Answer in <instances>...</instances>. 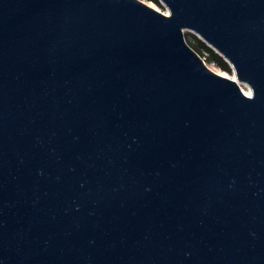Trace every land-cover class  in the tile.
I'll list each match as a JSON object with an SVG mask.
<instances>
[{
	"label": "water",
	"instance_id": "1",
	"mask_svg": "<svg viewBox=\"0 0 264 264\" xmlns=\"http://www.w3.org/2000/svg\"><path fill=\"white\" fill-rule=\"evenodd\" d=\"M162 1L0 0V264H264V0Z\"/></svg>",
	"mask_w": 264,
	"mask_h": 264
},
{
	"label": "rangeland",
	"instance_id": "2",
	"mask_svg": "<svg viewBox=\"0 0 264 264\" xmlns=\"http://www.w3.org/2000/svg\"><path fill=\"white\" fill-rule=\"evenodd\" d=\"M147 3L151 4V5H155L156 8H158L161 11H167L169 12V8L168 6L162 1V0H144ZM167 13V12H166ZM185 37L187 41L193 40V41H198V37L201 38L198 33L192 29L186 28L185 29ZM202 39V38H201ZM203 40V39H202ZM189 43V42H188ZM207 43V42H206ZM208 44V43H207ZM209 45V44H208ZM210 46V45H209ZM213 48V47H212ZM214 49V48H213ZM216 51V49H214ZM219 53V52H218ZM220 54V53H219ZM202 55V54H201ZM202 57L205 59L206 63L215 71L224 74V75H228V76H236L235 70L233 68V66L231 65V63L229 61H227L228 67H224L219 65L217 62L215 61H209L207 58V53H205L204 55H202ZM245 88H251L250 85L245 82V81H241L239 80ZM240 84V83H239ZM241 85V84H240ZM241 85V87H242Z\"/></svg>",
	"mask_w": 264,
	"mask_h": 264
},
{
	"label": "trees",
	"instance_id": "3",
	"mask_svg": "<svg viewBox=\"0 0 264 264\" xmlns=\"http://www.w3.org/2000/svg\"><path fill=\"white\" fill-rule=\"evenodd\" d=\"M197 39H198L197 42L193 41V40L188 41L189 44L195 50H197L202 55L207 53V58L209 61H215L221 66L228 67L227 61L225 60V58L221 54H219L217 51H215L211 46H209L201 38L198 37Z\"/></svg>",
	"mask_w": 264,
	"mask_h": 264
},
{
	"label": "bare ground",
	"instance_id": "4",
	"mask_svg": "<svg viewBox=\"0 0 264 264\" xmlns=\"http://www.w3.org/2000/svg\"><path fill=\"white\" fill-rule=\"evenodd\" d=\"M152 6L155 7V5H152ZM165 12H168V10L165 11ZM233 78H235V79H236L241 85L244 84V83H241V82L239 81V79H238L236 76H233ZM242 88L244 89V91H245L247 94H249V95L252 94V89H251V88H245L243 85H242Z\"/></svg>",
	"mask_w": 264,
	"mask_h": 264
}]
</instances>
